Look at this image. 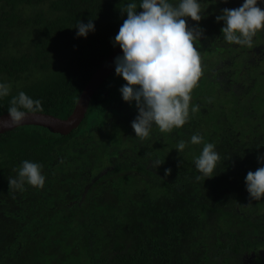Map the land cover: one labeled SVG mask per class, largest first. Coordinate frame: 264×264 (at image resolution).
Instances as JSON below:
<instances>
[{
  "label": "trees",
  "instance_id": "1",
  "mask_svg": "<svg viewBox=\"0 0 264 264\" xmlns=\"http://www.w3.org/2000/svg\"><path fill=\"white\" fill-rule=\"evenodd\" d=\"M130 2L0 0V82L11 85L10 96L0 101V114L23 91L42 102V112L66 118L93 72L115 49L112 41ZM135 2L139 7V0ZM200 3L204 37L197 47L206 68L192 91L190 108L200 118L209 96L220 101V107H209L213 111L203 117V127L212 120L207 129L222 128L232 149L233 139H245L242 163L221 164L207 190L203 181L172 183L153 162L180 141L188 144L185 126L171 133L154 127L149 138L135 137V102L122 100L119 89L125 81L113 70L69 133L22 125L0 134V264H264V204L251 200L246 189L245 200L236 205L228 195L208 194L211 185L221 189L236 178L244 182L249 171L264 166L257 162L264 155V31L254 38L252 49L230 45L216 16L225 8H238L243 0ZM186 19L190 26L197 24ZM88 20H93L94 33L77 38L74 27ZM221 60L228 63L222 70L229 72L219 77L213 67ZM220 157L222 163L228 161L226 154ZM24 160L43 166V188L9 187L8 179ZM67 166L80 178L75 196L65 198L58 190H65L59 175ZM50 186L58 193L45 198L42 191ZM246 200L257 209L248 213ZM59 210L62 222L56 221ZM96 217L111 228L108 236L102 227L96 229ZM212 219L236 227L226 238L215 239L214 251L204 241ZM103 242L110 250L102 253L107 247Z\"/></svg>",
  "mask_w": 264,
  "mask_h": 264
},
{
  "label": "clouds",
  "instance_id": "2",
  "mask_svg": "<svg viewBox=\"0 0 264 264\" xmlns=\"http://www.w3.org/2000/svg\"><path fill=\"white\" fill-rule=\"evenodd\" d=\"M261 4L264 0H243L238 8H225L216 16L217 22H223L220 31L226 43L248 49L254 47V38L264 31ZM138 8L142 11L137 12ZM123 13H126V19L112 41L113 47L118 46L122 53L113 61L114 70L125 81L119 89L122 100L130 105L135 102L137 115L131 128L135 137L143 141L150 137L154 127L161 133H171L190 119L191 94L203 75L197 47L204 37V30L199 27L203 13L200 0H178L176 3L172 0H139V7L133 0L125 5ZM186 18L197 24L190 26ZM74 28L77 38H87L95 31L93 20L79 21ZM10 94L11 85L0 82V101ZM42 111L39 99L34 100L20 91L9 102L7 118H0V128L22 126L29 114ZM189 143L204 145L194 160L197 179L212 178L221 159L216 146L204 143L198 134H193ZM186 146V142L180 141L176 151H183ZM257 162L264 165V155H258ZM163 163L158 159L153 162L155 168ZM14 171L15 177L8 179L13 190L23 191L26 184L35 188L45 185L46 177L39 163L24 160ZM170 171L166 169L165 176ZM244 183L249 198L260 201L264 197V166L255 172L249 171Z\"/></svg>",
  "mask_w": 264,
  "mask_h": 264
},
{
  "label": "rangeland",
  "instance_id": "3",
  "mask_svg": "<svg viewBox=\"0 0 264 264\" xmlns=\"http://www.w3.org/2000/svg\"><path fill=\"white\" fill-rule=\"evenodd\" d=\"M193 22V21H192ZM223 44V43H222ZM201 65H202V61H201ZM228 65V63H226V61H219L217 62V64L213 67L214 69H217L218 71L215 73L217 76L220 77L221 75H225L228 74V70H222L224 69V67H226ZM206 68V66H204L202 69L204 70ZM214 69H212V73L214 71ZM225 72H227L225 74ZM113 81H111L112 83ZM110 83V84H111ZM201 96V95H200ZM118 99L120 98L119 96H116ZM208 101H205V105L202 106L201 108V113L202 116L200 118H198L195 115V111H192V108L189 109L190 111V119L188 121V123H186L182 130V134L183 137L188 141L186 148L183 151H176L177 149V145H173L171 149L165 150V152L163 153V155L159 158H156L155 160H160L161 162L164 161V163L162 165H160L157 169L161 170L162 172L165 173L166 169H170V173L168 174L169 177L173 178L172 179V183H179V181L183 182V183H187V184H193V183H197L198 181H203L204 183H206L203 187L204 190H207L205 188V186L209 183H213L216 175H214L212 178H208L203 180V178L201 179H197V171L195 169V165H194V160L200 155L199 153H201L202 150H200V148L198 146L199 145H192L191 143H189L190 138L193 134H198L201 135L202 137H208L210 139H212V143L216 146V151L219 152L220 156L221 154H226L228 157V161L222 163L221 161L218 162V168L216 169V171L219 170V168L221 167V164L226 165L227 163L230 164V166H234L235 164L238 163H242V161H240L241 159V147L246 140L243 138H235L233 139V143L235 145V147L232 149L230 147V143L226 140V137H224V130L221 128L219 131H216L214 129H207V127L211 126V122L207 125V127H203L205 124V119H203V117H206V114L211 113V111H213V109H209V107H214V106H218L220 107V101L216 99V97H211L209 96L207 98ZM209 100H211L209 102ZM196 102L193 104H197V100H195ZM216 122V121H215ZM217 124H219L220 122H216ZM209 130V131H208ZM217 134H219V136H216ZM179 135V134H178ZM177 135V136H178ZM156 145H154V148H152L151 153H154L156 151L155 148ZM195 146V148H194ZM143 154V153H142ZM61 167H63L61 165ZM69 168V166H67ZM225 166H222V168ZM221 169V168H220ZM62 173H60L59 178L61 181L66 182L65 185V190H58L59 192H62L63 196L65 198L68 197H74L76 194V185H77V179L80 178V175L78 174V172L73 171L72 169H67L66 171H63V169L61 170ZM48 179L51 181V177L49 176ZM238 181H234L231 184H226L224 185L221 189H216L212 186L211 189H209L210 191H208L211 196H218V197H222L223 195H228L229 198H231V200L234 201V204H239V202H242V200H245V198L243 197V194L245 192V186H244V182L243 181H239L238 178H236ZM46 190L42 191V196L46 197H51L50 193H58L53 191V188L50 186L48 188H45ZM103 190V189H102ZM98 196V195H97ZM99 197V196H98ZM88 198V196H86V199ZM247 201V200H246ZM263 204H264V197L261 198L260 200ZM258 205L254 204V201H247L244 203L243 208L247 209L248 213H251L253 211V209H257ZM260 210H262V212L264 213V207L261 208ZM63 214V213H62ZM56 221L57 222H62L61 220V211H57L56 212ZM102 217V215H101ZM96 229H100L102 227V232L103 234L106 236H108V234L111 232V228L110 227H105L106 224L104 225L103 223L100 222V218L96 217V220L94 222ZM211 228L208 230V233L205 235L202 233V235H205V243L208 244L210 246L211 251H214L216 249V247L214 246V241L217 237H219L220 239H224L226 238L230 232H234L236 231V227L232 226L231 224H222L220 221H217L216 219H212L211 222ZM199 238V236L197 234L194 235L193 240H197ZM110 239H107V241ZM105 244V242H103ZM106 245V244H105ZM107 246V245H106ZM108 250H110V246L108 247H104L102 248V253L105 251L107 252Z\"/></svg>",
  "mask_w": 264,
  "mask_h": 264
},
{
  "label": "water",
  "instance_id": "4",
  "mask_svg": "<svg viewBox=\"0 0 264 264\" xmlns=\"http://www.w3.org/2000/svg\"><path fill=\"white\" fill-rule=\"evenodd\" d=\"M142 11L140 9L138 12ZM122 55L118 46L101 62L99 67L93 72L87 83L82 88L78 100L66 118H60L50 113L39 112L29 114L23 121V125H39L49 129L51 132L67 134L77 127L83 119L87 110L89 101L93 93L97 90L100 84L113 72L114 59ZM0 118H7V111L1 113ZM15 128V127H12ZM12 128H0V134Z\"/></svg>",
  "mask_w": 264,
  "mask_h": 264
}]
</instances>
